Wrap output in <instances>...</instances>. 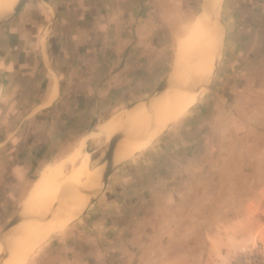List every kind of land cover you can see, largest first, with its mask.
Masks as SVG:
<instances>
[{
	"label": "crops",
	"instance_id": "1",
	"mask_svg": "<svg viewBox=\"0 0 264 264\" xmlns=\"http://www.w3.org/2000/svg\"><path fill=\"white\" fill-rule=\"evenodd\" d=\"M223 2L225 32L232 43L229 52L224 51L228 55L223 69L226 85L236 68L230 65L233 57L249 64L256 63L249 55L264 59V0ZM184 5L194 3L28 0L0 25V236L16 225L13 214L29 191L24 193V183L39 176L47 164L44 156L50 146L45 135L55 139L57 128L47 121L48 128L42 131L44 119L98 118L104 117L105 110L122 109L121 102H133L127 110L141 103L139 96L157 83L153 79L163 66L166 33L162 22L170 8ZM238 67L241 72L247 70L244 65ZM260 72L256 69L252 77L256 80ZM89 142L84 141V148ZM98 150L96 144L85 150L89 160L98 158ZM97 187L89 188L90 196L100 193ZM94 203L82 212V218L90 221L78 224L80 232L75 233L76 225H72L57 240L53 253L35 255L32 264L231 262L228 252L223 253L225 240L215 241L209 233L202 236L198 221L177 217L198 213L197 205H151L148 209L114 204L108 221L103 208Z\"/></svg>",
	"mask_w": 264,
	"mask_h": 264
},
{
	"label": "rangeland",
	"instance_id": "2",
	"mask_svg": "<svg viewBox=\"0 0 264 264\" xmlns=\"http://www.w3.org/2000/svg\"><path fill=\"white\" fill-rule=\"evenodd\" d=\"M9 2L8 0L6 6L5 2L0 0V12L1 10L4 12L9 6ZM190 2L194 5H184L179 9L170 8L165 22H162L166 33L162 38V42L166 44L164 45L163 66L160 75L153 79V84L157 83L139 96L143 98L142 102L138 103L139 106L136 104L129 110L125 109L133 104L129 100L121 102L119 106L122 109L118 111H113L115 108L105 110L104 117L84 119L65 116L44 119L45 123L41 124L42 131L48 128L47 121H50V125L57 128V134L54 135L55 139L45 135L50 149L45 153L44 158L47 164L42 169L61 166L63 172L60 179L63 180L61 184L59 183L60 185L58 184V188L53 187L58 190L42 193L33 199L29 203V211L23 213L22 210L20 211L21 207L18 211L16 210L13 214L14 218H12L16 225L8 229L0 236V239L5 234L14 232L12 229L17 227L15 221L17 215H23V219L20 221L22 223L25 222V219L31 221L39 217V215L34 216L30 212L35 205H39L44 200L46 203L56 200L58 205L60 197L63 198L65 194H68L67 191L69 193H80L81 191V196L85 197L80 200V208L76 216L71 219L66 218L63 226L29 250L23 260L13 264H32V258L35 255L53 253L57 240L64 237L65 230L72 225H76L75 233L80 232L82 226H78V224L82 223L83 225L90 221L89 217L87 220L82 217L84 211L86 212L92 207V201H95L93 204L95 207L103 208L104 216L108 217V221L112 216L111 207L114 204L132 205V207L135 205L148 209L151 205H197L199 206L198 213L183 214L177 217H182L185 222L190 223L198 221V229L202 236L209 233L215 241L225 240L226 247L223 246L222 249L223 253L228 252L230 255V264H238L237 257L243 253L255 252L257 249L264 251V59L260 61L259 57L252 54L248 56V59H254L256 63L253 61L254 64H249L248 62L241 63L242 60L238 56L235 59L232 56L233 62L230 65H236V68L233 70L232 80L224 85V80H226L223 71L224 61L228 56L224 51L229 52L232 43L229 42L231 38L227 37L225 32L226 12L224 2L220 0L215 19H218L223 34L219 40L221 44L219 43L218 53L220 54L217 53L211 63L213 65L211 74L206 78L204 84L203 81L197 85L191 80L189 82V79L192 76L200 75V73L202 75L203 71L197 72L198 75H194V71H192L193 75L190 72L183 73L182 78L174 79L177 77H174L172 68L176 65L184 66L181 63H175L177 41L202 9L203 0H190ZM186 61L189 62L188 60L184 62ZM186 63L184 64L186 65ZM239 65H244L247 70L241 72L238 69ZM258 68L261 72L259 78L255 80L252 76L255 75V70ZM205 69L210 70L208 67ZM205 69L206 73L204 72L203 75L209 73ZM186 82L188 83L187 87ZM230 82L232 83L230 84ZM192 86L196 87L192 88ZM181 89L199 92L197 101L189 105L180 117L165 124L157 132L147 133L143 139H149L144 147L133 150L129 154L126 152L127 148L121 150V146H125V143L130 142L127 144L133 146L134 141L132 142V140L142 139V137L139 139L138 131L135 129H138L141 120L131 123V129L129 132L127 131L128 126L125 125L130 117L129 114L140 106L157 103L162 98L179 92ZM162 94L165 97H161ZM105 112L107 113L105 114ZM70 114H74V112H70ZM108 118L116 121V128L110 137L106 138L99 135L97 131L101 127V123L105 124L110 120ZM119 124L121 127L118 126ZM118 132L123 133L119 137L120 139H116L114 152L111 153L110 143L114 137L120 136ZM40 139H42L41 136ZM84 141H92L85 147L86 149L83 146ZM95 144L99 150L97 151L98 158L93 161L89 160V154L85 153V150H91ZM78 153L79 156L76 157ZM82 157L86 158L90 173L94 174L101 167V176L99 175L98 183L95 184L101 191L96 197L90 196L89 188L92 185L87 181L84 182L86 176L66 179L67 174L73 171L74 163H78L83 159ZM109 163L111 169L105 178L104 172ZM37 176L29 177L24 183V193L29 190L27 188L31 186ZM77 178L78 180H75ZM104 178L105 181H103ZM68 183L70 186L74 184L78 190L74 187L67 188ZM175 189L182 190L177 194ZM45 194L47 195L41 198ZM176 195L180 198H177ZM73 196H70L69 200ZM15 248H17L16 253L21 255L17 245ZM1 252L2 255L5 254V248Z\"/></svg>",
	"mask_w": 264,
	"mask_h": 264
},
{
	"label": "bare ground",
	"instance_id": "3",
	"mask_svg": "<svg viewBox=\"0 0 264 264\" xmlns=\"http://www.w3.org/2000/svg\"><path fill=\"white\" fill-rule=\"evenodd\" d=\"M3 1L5 2L6 6H7L8 0H3ZM9 1H10L9 6L4 10V12H2V10H1L0 14H4V15L12 14V12L14 11V7H15L16 3L18 2V0H9ZM219 4H220V0H203L202 9L200 10L201 12H199L196 15V17L188 25L186 32L178 39L177 50H176V62L175 61L174 62L177 64L181 63L184 66L176 65L174 68H172V69H174L173 70L174 77H177L174 79H178L179 77L182 78L181 75L183 73L186 74L188 72H190V74H192V75L195 72L196 74L194 73V75H198L197 72L203 71L202 73L205 74L206 72L204 71V69L206 67L210 68V70L207 69L209 72L207 75H203V74L201 75V73H200V75L195 76V77H193V76L191 77V75H190L191 78L189 77L190 78L189 82L191 80L194 83H196L195 85H197L198 83L203 82V81H204L203 82V84H204L206 82L205 81L206 78L209 77V75L211 74V72H212L211 70H213L212 69L213 65L211 63H212V61H214L213 59L217 56V53L219 50V43L221 44V42L219 40L221 38V34H223V33H221L222 29L220 28V23H219L218 19H215V15H216L215 13L217 11ZM218 54H220V53H218ZM185 60H188L189 62L186 61L187 62L186 63V62H184ZM215 60H217V59H215ZM183 62L186 63V65ZM208 64H210V65H208ZM192 71H194V72H192ZM170 75H171V73H170ZM185 80H186V77H185ZM169 81H170V79H169ZM171 82H169V83H171ZM187 82L185 83V85L188 84ZM181 85H183V84H181ZM163 86H164V84H163ZM186 87H187V85H186ZM193 87H196V86H192V88ZM194 89H196V88H194ZM198 93L199 92H197L195 90L194 91H190V90L188 91V90H182L181 89L179 92L171 93V95H168L166 97L164 94H162L161 97H165V98H162V100H160L159 102H157V103L154 102L153 104L140 106L138 109L135 108L136 111H133L130 114L128 113L130 115V117L127 120L128 121L127 124L125 125L126 127L128 126L127 131L129 132V130L131 129V126H132L131 123H136V122H139L141 120L139 122L140 124H138L139 125L138 129L137 128H135V129L138 131L139 139L141 137H142V139L138 140V139L133 138L134 140H132V142L133 141L135 142V140H138L135 143L133 142V144L131 142V144L133 146H130L129 144H127L130 142L126 141L127 143L124 144L125 146H121V150H123L124 148H127V151L126 150H124V151H126L129 154L133 150L140 149V148L144 147L145 144L148 142L147 140L149 138L143 139V137H145V135H147V133L153 134L154 132H157L165 124L169 123L170 121H174L175 119L180 117L186 111V109L189 105H191L197 101ZM137 106H139V104ZM115 122L116 121H114L113 119H110L105 124L101 123L102 125H100L101 127L98 129L97 133L101 136H105L106 138L110 137V135L114 132V130L116 128ZM118 123H120V122H118ZM118 126H120V124ZM117 131H116V133H117ZM122 133L121 134L119 133L120 136L114 137L112 139V141L110 143V152L111 153L114 152L116 139L121 137ZM150 136H152V135H150ZM131 139H130V141H131ZM150 139H151V137H150ZM118 149H119V147H118ZM117 152H119V151H117ZM122 154H123V152H122ZM115 155H116V153H115ZM78 156H79V153H78V155H76V157H78ZM74 164H75V166H74L73 171L69 172L66 176L67 180L72 179L73 177L79 178L80 176L81 177L86 176L87 178H86V180H84V182L87 181L92 186H94L96 183H98V179L100 178L99 175L101 176L100 173L102 171L101 167L98 169L96 168L97 170L93 174V173H90L91 171L88 169V164L86 162V158H83L78 163H74ZM62 172H63V168L61 166L47 167L45 170H43L40 173V175L38 176V178L34 181L32 186L30 187V189L27 193V196L25 197V199L21 205V210H22L21 212H23V213L27 212L29 203L33 199L38 197L40 194H42V193L44 194L47 192L51 193V190L57 189L58 184L59 183L61 184V181L63 180L62 178L60 179ZM78 178L75 180H78ZM70 181H72V180H70ZM64 183L67 184V182H64ZM69 183H68V185H66V187L70 188V189H72V187H74V184H76L74 182V184L73 185L71 184V186H70ZM53 187H57V188L54 189ZM60 189H62V188H60ZM75 189L78 190L77 188H75ZM57 190H56V192H57ZM67 192H68V194H65V196L63 198L60 197V199H59L60 203L58 205L56 203L57 202L56 200H53V201H50L47 203L44 202L45 201L44 200L39 205L37 204V205H35V207L33 206L34 208L31 209L30 213H32L34 216L39 215V217H36L31 221H27L25 219V222L22 223L20 221L23 219V215L21 214L22 216L21 215L16 216L15 221L17 223V227L15 229H12L14 232L7 233L4 235L3 238L0 239V254H2L1 251L4 248L6 250V253L4 252L5 254H3L2 256L0 255V263L1 264H13L14 262L16 263L18 261L23 260V258H25L26 254L29 250L33 249V247H35L37 244H39V242H41L46 237H48L52 232L56 231L58 228L63 226L62 224L64 223L66 218L71 219L74 216H76V214L80 208V204H79L80 200L83 199L85 196L84 197L81 196V194H80L81 191H80V193L78 192L80 194V196L76 192H72V193H69V191H67ZM67 192H65V193H67ZM46 195L47 194H45L41 198L45 197ZM58 195H60L59 192H58ZM72 195H74V196L72 197V199L69 200V197ZM52 196H53V192H52ZM56 196H57V194H56ZM19 214H20V212H19ZM16 245L18 246V251L21 253V255L16 253V250H17V248H15Z\"/></svg>",
	"mask_w": 264,
	"mask_h": 264
},
{
	"label": "built area",
	"instance_id": "4",
	"mask_svg": "<svg viewBox=\"0 0 264 264\" xmlns=\"http://www.w3.org/2000/svg\"><path fill=\"white\" fill-rule=\"evenodd\" d=\"M236 262L238 264H264V251L257 249L255 252L243 253L238 255Z\"/></svg>",
	"mask_w": 264,
	"mask_h": 264
},
{
	"label": "water",
	"instance_id": "5",
	"mask_svg": "<svg viewBox=\"0 0 264 264\" xmlns=\"http://www.w3.org/2000/svg\"><path fill=\"white\" fill-rule=\"evenodd\" d=\"M27 1L28 0H18V2L16 3V5L14 7V11L12 12V14H9V15L0 14V25L5 23L6 21L12 19L18 12H20ZM110 169H111V164L109 163V165H107L105 172H104L105 178L109 174ZM105 178L103 181L106 180Z\"/></svg>",
	"mask_w": 264,
	"mask_h": 264
}]
</instances>
